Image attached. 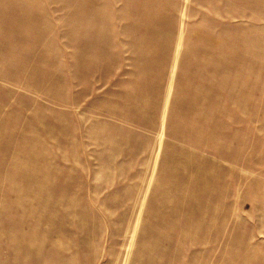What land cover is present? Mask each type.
Returning <instances> with one entry per match:
<instances>
[{"label": "rangeland", "instance_id": "1", "mask_svg": "<svg viewBox=\"0 0 264 264\" xmlns=\"http://www.w3.org/2000/svg\"><path fill=\"white\" fill-rule=\"evenodd\" d=\"M0 264H264V0H0Z\"/></svg>", "mask_w": 264, "mask_h": 264}]
</instances>
